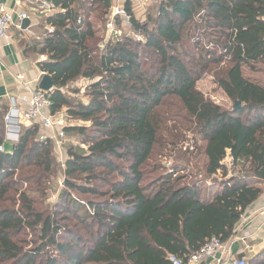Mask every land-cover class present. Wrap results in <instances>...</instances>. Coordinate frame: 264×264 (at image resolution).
Instances as JSON below:
<instances>
[{"label": "trees", "instance_id": "16d2710c", "mask_svg": "<svg viewBox=\"0 0 264 264\" xmlns=\"http://www.w3.org/2000/svg\"><path fill=\"white\" fill-rule=\"evenodd\" d=\"M50 1L59 10L45 19L53 31L22 44L48 58L40 70L54 88L49 114L65 110L81 123L64 129L79 146L67 148L51 209L40 199L57 178L52 141L29 126L0 153V264H170L211 239L227 242L264 184V87L243 75L264 72V0H158L145 21L127 4L133 35L108 40L98 26L105 30L112 0ZM205 75L230 109L196 89ZM79 80L85 103L61 92ZM166 108L177 111L171 120ZM174 119L204 159L194 174L149 169ZM218 173L219 190L207 195L201 184Z\"/></svg>", "mask_w": 264, "mask_h": 264}, {"label": "crops", "instance_id": "0c3cea01", "mask_svg": "<svg viewBox=\"0 0 264 264\" xmlns=\"http://www.w3.org/2000/svg\"><path fill=\"white\" fill-rule=\"evenodd\" d=\"M127 4L130 6L136 17L135 14H138L141 10V6L138 5L137 0H112V11L114 8L123 9ZM0 6L5 11H10L13 14L15 23V18L20 13H25L27 15V20L25 21L29 22V26L25 30H17L13 27L10 30L9 39H0L1 123V118L10 106L12 98L16 101H20L22 98H28L30 92L34 89H38V83L41 76L44 74L41 72L40 66L48 60L46 56L26 54L22 43L32 40H40L41 37H43L44 32H47L48 25L45 22V19L52 16L54 13H57L59 10L55 7V11L49 13L40 7L37 0H0ZM18 75L23 76V82H20L17 79ZM45 114H47V111H45ZM29 126V124H26V128ZM14 144H4L5 152H11ZM259 187L261 189L260 196L244 211L236 225L234 235L228 240L227 244L228 247H230V253H228L230 257L228 255V259H244L246 264H250L252 260H256V262H262L263 260L264 184L259 185ZM241 238H244L247 241L249 245L248 250L244 251L241 247L239 242V239Z\"/></svg>", "mask_w": 264, "mask_h": 264}, {"label": "rangeland", "instance_id": "374dc122", "mask_svg": "<svg viewBox=\"0 0 264 264\" xmlns=\"http://www.w3.org/2000/svg\"><path fill=\"white\" fill-rule=\"evenodd\" d=\"M158 0L152 1L148 6L141 7V10L138 12V14H135L139 21H145L146 16L149 12L150 7L155 6V3ZM112 11V7L110 9L109 15L105 17V19H108L110 17ZM95 15L93 14L92 17ZM95 19V18H93ZM109 21V19H108ZM119 22V23H118ZM113 27L111 28L113 32H110L108 29L105 28V30H102L103 28H100V25L96 23V27H99V35L104 38V40H108L110 38H120L121 36H129L131 37L133 34L131 32V27L129 25V19L126 15L121 16L118 18V20L113 19ZM263 67L258 66V71L256 72H250L249 70H244L243 75L244 77L256 82L260 86L264 87V72L261 70ZM88 83L83 80H79L72 85H70L66 89H62L61 92L68 95L69 97L73 98L75 101H81L85 103L86 97L84 90L87 87ZM196 89L204 96L205 99L211 101L212 103L224 108V109H230L231 103L224 97V95L221 93V91L217 88V86L214 84L211 76H203L201 80H199L196 83ZM75 93V94H74ZM173 109L166 108L164 109V113L167 115L168 119H172L174 117V113H172ZM173 112H176V109L173 110ZM65 110H62L59 114L54 115L53 117L57 120L63 116H65ZM179 121V122H178ZM175 126H172V124H168V127L171 126L170 131L173 130L175 127L174 135L177 137V141H174V138L170 136L169 132H166L164 134L165 136V142L162 143V146L159 147L155 155L153 156L151 162L149 163V169L152 170L153 167H156L158 165H162L161 167H164L165 173H170L173 169V167L177 166L180 169H182L184 172L179 173L178 175H186L188 172L195 173L197 168H200L203 165V158L200 156H195V150H194V142L193 137L190 135V132H188V129H186L187 124L181 120L174 119ZM68 124H81L80 122H67ZM75 135H69L65 136V141L63 142V156L60 157V153H57L55 149H53V155L56 161L57 168V178L50 180L48 186H47V193L43 198L40 200L43 203L44 208H52L58 200V194L62 190V184H61V174L60 170L63 167V164L66 159V151L67 148L72 147H78L79 146V139L74 137ZM170 141H174L172 144H170ZM54 148V146H53ZM224 164L228 166V169H230V160L225 159ZM160 171L156 174H150V177H155L158 175ZM229 177V176H228ZM206 182H203L201 184V187L206 191L207 195H213L215 192L219 190V186L217 185L219 181L222 180L221 174H217L214 176L207 177ZM187 181H190L188 178ZM23 190H27L28 186L24 185L22 188ZM31 192H28L30 195ZM31 197H34V193L30 195Z\"/></svg>", "mask_w": 264, "mask_h": 264}, {"label": "built area", "instance_id": "2783aa9c", "mask_svg": "<svg viewBox=\"0 0 264 264\" xmlns=\"http://www.w3.org/2000/svg\"><path fill=\"white\" fill-rule=\"evenodd\" d=\"M40 7L52 13L55 11V6L48 0H37ZM155 0H137L138 5L142 8L148 6ZM124 9L114 8L111 11L110 17L107 21L106 29L113 32V19L116 17L124 16ZM14 22L13 14L10 11H5L0 6V39L7 40L10 37V30L15 27L17 30H21V24L27 20L25 13H20L15 18ZM53 28L47 27V33H51ZM136 41H141V38L135 36ZM17 79L23 82L22 75H18ZM49 93L34 89L30 92L28 98H22L20 101H16L13 98L10 101L6 113L3 116V128L4 138L3 143L0 144V153H4V144H14L18 141L23 129L26 128V124L30 126H37L39 129V140H51L54 149L57 153H60V157L63 156V142L65 141L64 129L69 126L68 121L61 116L58 120L48 113L50 108ZM47 111V114H45ZM240 245L243 250H248L249 245L244 238L239 239ZM228 241L221 243L217 239H211L207 241L198 251L191 254L186 259H180L176 256H170L168 261L170 264H246L244 259L229 258L230 247H228ZM225 256V258H224ZM230 257V255H229Z\"/></svg>", "mask_w": 264, "mask_h": 264}, {"label": "water", "instance_id": "95a60500", "mask_svg": "<svg viewBox=\"0 0 264 264\" xmlns=\"http://www.w3.org/2000/svg\"><path fill=\"white\" fill-rule=\"evenodd\" d=\"M28 26H29V22L24 21L22 23L21 29L25 30ZM37 88L41 91L48 92V93H50L54 89L49 77L46 74H43L41 76V79L38 83ZM239 108H240V102H234L232 110H237Z\"/></svg>", "mask_w": 264, "mask_h": 264}]
</instances>
